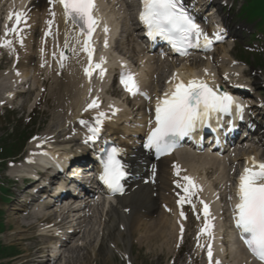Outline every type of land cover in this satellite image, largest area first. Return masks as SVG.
<instances>
[{"label":"snow or ice","instance_id":"6c2138e0","mask_svg":"<svg viewBox=\"0 0 264 264\" xmlns=\"http://www.w3.org/2000/svg\"><path fill=\"white\" fill-rule=\"evenodd\" d=\"M58 2L62 5L66 22L71 23L73 30L79 29L75 42L77 45L83 44V51L88 53L91 61L90 38L99 23L93 15L94 0H58ZM142 3L143 11L140 19L147 26L149 36H161L171 41L174 48L177 44L182 45V48H177L181 54H185L189 47H199L201 38L205 47L212 43L208 34L183 10L178 0H142ZM23 16V13L16 14L17 23ZM105 31H107L106 28ZM81 36L85 39L81 40ZM215 38L221 39L219 34H215ZM64 47H69L67 38ZM72 51L75 52V48ZM61 56L63 57V53ZM95 67L100 68V65H95ZM103 71L101 68V74ZM85 74L91 75L90 68H85ZM121 82L127 91L133 94L138 91V85L132 74L122 75ZM233 103L231 96L226 93L217 94L202 81L189 80L177 83L172 90L165 93L163 100L157 102L156 127L150 134L146 147H154L160 153L170 151L173 146L170 140L173 137L182 136L194 130L198 123L202 124L214 112H228ZM96 107H98L96 101L88 105V108ZM103 116L104 113H99L96 118L97 127L90 129L92 132L90 138H94L100 131L99 125L102 124ZM82 123L85 122L82 121ZM117 151L113 148L108 155L102 178L113 191H122L119 181L124 172L116 159ZM252 164L253 168L246 167L239 177L237 192L239 202L235 205L236 226L241 230L242 238L249 250L261 262H264V163H257L253 159ZM256 168L259 170H254ZM183 179L191 184L190 177ZM177 187H181L179 182H177ZM184 191L186 196H181L178 203L191 202L193 193L189 192L187 187ZM204 214L208 215L207 204H204ZM180 215L183 217L184 212L181 211ZM209 227L211 226L206 225V228ZM201 231L203 232L204 229ZM181 232H183L182 226ZM208 256L211 261V246L208 249Z\"/></svg>","mask_w":264,"mask_h":264},{"label":"bare ground","instance_id":"6f19581e","mask_svg":"<svg viewBox=\"0 0 264 264\" xmlns=\"http://www.w3.org/2000/svg\"><path fill=\"white\" fill-rule=\"evenodd\" d=\"M30 1L32 0H26L27 4H30ZM45 1V2H44ZM42 1L40 4L42 5L43 8V17L46 18V13L48 12V6L50 5V3H48V0H44ZM34 4V3H33ZM32 4V5H33ZM53 5L55 6L53 8V14L52 16L48 17V18H53L54 22L58 23V32H61V36H63V32H65L67 34L66 37L58 40V46H61L63 39L68 40V36L72 37L73 39L76 38L79 34L77 31L72 30L69 25V27L65 26V22L63 20V17L60 15L59 10L56 8L57 7V3L54 1ZM101 9L103 8V6L100 7ZM22 6L21 4H19L18 6V11H21ZM46 10V11H45ZM104 8H103V12H101L102 15V20H104L105 22H102L101 27L99 28V30L103 31L102 33L105 35L104 41H102V48L104 49L105 52L108 51H120L123 52L125 51L124 55L121 56H125L127 53V47H129L128 43L126 42L125 44H127V46H125V44L123 43L121 45V49L118 48V46L114 43L113 39V35L115 33V29L118 26V17H117V9H112V10H105L104 12ZM49 14H51V9ZM106 24L107 26L104 27L103 25ZM105 28L107 29V31H105ZM98 30V31H99ZM57 32V33H58ZM98 33H96L95 37H98ZM80 39L82 40V36L80 37ZM100 45V44H99ZM98 45V46H99ZM83 47V45H82ZM95 48V42L93 41V47L92 49ZM130 48V47H129ZM56 54L57 56H59L60 54V50L59 48L56 49ZM111 55V54H110ZM118 55H115V57H117ZM127 56V55H126ZM43 57L44 55H42L40 57V61H43ZM89 58V55L87 52L84 51V59H83V63L86 64V58ZM128 57V56H127ZM92 59H94V51L92 50ZM113 56H110V59L113 60ZM105 57L103 55H98L96 57V60L100 61L102 63V69L104 70V68L108 67V63L105 62ZM224 59V60H223ZM221 59L218 63L217 62H213L214 65H218L219 69L221 71H226V65L229 63L227 58H223ZM19 60V59H18ZM118 61V63L120 65H122V67L124 66V62H125V58H119L117 57V59H115ZM89 61V60H88ZM114 61V60H113ZM210 61H207V64H203L201 66V69H198V67L191 65L190 64L186 67H184V69L182 70H176L174 72V74H172L169 77V81L166 83V87H171L175 84V81H180L182 79H184V77L188 76H192L197 74V72H199L200 70L202 71H207V68L210 67ZM57 69H54L52 67V71H55L56 73L59 71L61 73L60 77V81L61 82H57L58 83V87L60 90H58V94L59 95H64L67 97V99H73L72 104L70 105L69 109L71 111H69V118L68 120H70L71 117V121H68L67 123H69L68 125L71 126V124H73V119L79 115V110H80V105L82 102V99L84 96L87 95V92H84L82 89L78 88V85L74 82L77 81L76 76L73 74V68L72 70H70V68H67L64 70L63 67L62 69H58V66H56ZM212 68V67H210ZM163 69V67H160V71ZM124 72V71H123ZM101 73V69L100 71L94 73L93 75L90 76H84V78L82 79V84L83 87H89V83H91V80L93 79L92 77L94 76H99ZM38 75V73H37ZM90 79V81H89ZM101 79V76L98 77V80ZM222 79V78H221ZM220 81V80H219ZM104 83H106L104 81ZM75 88L76 92L74 95L70 94L71 97L67 96V94L69 93L67 90H70L71 88ZM97 91V90H96ZM98 96V95H96ZM63 97H60L63 99ZM127 110L123 108V111H121L122 115H127ZM60 117L63 116V113L61 112ZM119 117V116H117ZM117 117L113 118V122L116 120L117 121ZM127 120V119H126ZM144 117L142 116L141 121H144ZM112 122V124H113ZM64 125V124H63ZM121 126V125H120ZM124 132L130 134V130H127L129 128L127 127H123ZM122 128H116V127H111L110 130H112L113 132H118L119 130H121ZM62 131V130H60ZM134 131H140V129L134 130ZM80 133L83 134V131H80ZM119 133V132H118ZM131 142V138L128 137L126 140V143H130ZM71 143V141H63L60 145V149L61 151H65V146H69ZM43 145V146H40ZM40 146V148H44V149H51V151L55 152L57 150H55L54 147H52L51 144L48 143H43V142H38L37 143V147ZM48 151V150H47ZM47 151H43L40 154H37L35 156L36 160H39L40 158H45V156H50V155H54L53 153L50 154ZM62 153L58 154L57 156H61ZM181 157V160L183 159L185 162H188V158L186 157ZM46 159V158H45ZM211 164L216 166V163L214 161L211 160ZM168 176V175H166ZM175 182L177 183V179L176 177H174ZM178 182H180V179H178ZM209 185V184H208ZM208 185H201L200 186V194H207L208 193ZM167 189L169 190L171 188V184H167L166 185ZM138 192L133 193L132 195L128 196L124 202H117L118 207H113L110 206L108 213L106 214V218L104 219V224H103V228H102V237H104L105 239H109V240H113V241H120L121 245L123 246V248H125V246L129 245V242L127 240V236L131 233L135 234V239L136 240V245L139 248H143L145 249V251H148V254H157L158 251L162 252L164 251L165 253L169 254L171 247L176 243V236L178 237L179 234H182L186 229H188V235L186 237V241L190 240L193 238L194 233L192 231V226H190L191 224H188L186 222V220H181L180 222L175 221L176 218H174V212L176 214L177 210H182V206L178 207V203H176L175 205H173L174 208L171 209V212L168 210H164V213H168L169 215H171V217H168L169 215L167 214H161V217H156L155 219L149 218L146 219V217H148L150 214L152 213L155 206H152L151 200L149 196V193L146 189V187H142V188H138ZM173 191H176L179 196H186L185 192L183 190V188H173ZM168 200L169 199H165ZM165 203V202H164ZM165 206H169L167 203L164 204ZM123 208L122 211H120V208ZM163 207V208H164ZM171 208V207H170ZM149 212V213H148ZM170 212V213H169ZM27 220V219H26ZM148 220V221H146ZM39 220L35 221L38 222ZM34 222V223H35ZM181 226L184 227L183 228V232H181ZM31 227V225H30ZM122 227H124V232H121L122 230H120ZM17 229H19V226L17 227ZM126 235H125V234ZM81 239L87 240V239H94L95 236V232L93 231V228H89L87 231H84L83 233L81 232ZM74 235L70 238V241H75L74 240ZM198 238H202L201 235L198 236ZM232 243H234L232 241ZM81 247L83 248V246L81 245ZM89 247H91V244L89 245ZM173 249V247H172ZM232 249V248H231ZM55 251V249L53 250ZM80 251V249L74 245H70V248L68 250H65L66 253H70V254H76ZM159 254V253H158ZM231 254L234 255V253L231 251ZM230 254V255H231ZM92 264H94V260L91 261ZM83 264H87V262H84Z\"/></svg>","mask_w":264,"mask_h":264},{"label":"rangeland","instance_id":"374dc122","mask_svg":"<svg viewBox=\"0 0 264 264\" xmlns=\"http://www.w3.org/2000/svg\"><path fill=\"white\" fill-rule=\"evenodd\" d=\"M237 3V2H236ZM241 4V1H240ZM236 5V4H234ZM239 4H237L236 7H238ZM256 7V6H255ZM247 9L243 10V12H246ZM235 12H231V15L234 16ZM219 52L224 51L226 54H228L229 57H233L235 58V60L239 63H241V68L239 70H247L248 72L254 73V77H260V78H264V63L262 61V58L260 59V57L258 56V54H254V55H250L249 53H247L245 50L243 51L242 48H240L239 46H235V47H223L222 48H218ZM217 49V53L219 55ZM252 57L254 58V60L252 61ZM242 63H246L247 67L244 69V64L242 65ZM250 63V64H249ZM251 70V71H250ZM50 91V90H48ZM44 97V95H43ZM58 106H57V102L54 100L53 96L50 94L49 96H47V98L44 100V102H41V105H39L37 107V111L35 112V118L30 122V126L31 128L34 126V130L33 131H29L28 134H26L24 137H28L30 134L32 133H38L41 134L42 132H45V130L47 129H51L49 127H55L56 123L58 124V122H60L59 120H57L55 118L56 112H57ZM37 114V115H36ZM57 121V122H56ZM7 126H10L8 128L9 129H15V128H20L21 126H23L22 123H17L15 125H12L11 123L6 124ZM27 126V127H28ZM19 131L15 132V135H18ZM25 138V139H26ZM18 137H16V139H13V144L10 143L9 140L5 139V136L3 134L0 133V147H2V149H6L4 147H13L10 149V152H19L21 150V147L24 144V141L21 140L20 145L17 141ZM3 150L2 155H4L5 151ZM9 159V158H8ZM7 159V160H8ZM6 161V160H5ZM159 215V214H158ZM131 253V257L134 260L133 262H135V264H167L165 262V255L166 253L162 250L158 251V253L155 254H148V251H145V249L140 248L138 249H132L130 251ZM19 254V253H18ZM104 250L102 249L99 253L100 257L98 260V264H122L120 263V261H116L115 259H106V257L104 258L105 260H101V256H103ZM17 255V254H16ZM0 263H4V264H11L10 260L5 261L1 260ZM14 264V263H12ZM175 264H178V262L176 261ZM179 264H183L180 263Z\"/></svg>","mask_w":264,"mask_h":264}]
</instances>
